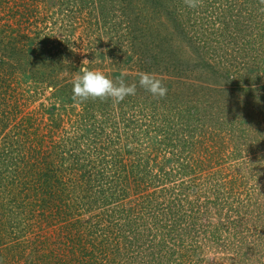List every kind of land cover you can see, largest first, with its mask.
I'll return each instance as SVG.
<instances>
[{
    "label": "rangeland",
    "instance_id": "rangeland-1",
    "mask_svg": "<svg viewBox=\"0 0 264 264\" xmlns=\"http://www.w3.org/2000/svg\"><path fill=\"white\" fill-rule=\"evenodd\" d=\"M0 2V264H77L93 247L103 258L89 262L102 264H264L260 0H200L196 8L184 0ZM85 59L116 83L136 84V94L119 103L73 99ZM141 72L161 79L167 95L140 87ZM111 139L126 163L122 183L142 186L135 163L169 174V182L160 173L139 190L133 218L117 213L132 209L133 195L103 185L118 174L99 176L95 186L90 177ZM193 154L201 155L199 196L198 178L177 174ZM37 166L51 170L42 175ZM166 187L174 204L176 192L200 199V207L178 202L187 215L201 210L195 240L189 217L171 235L162 223L172 218L150 217L143 195L159 198ZM54 193L66 204L52 205ZM113 213L121 226L103 231Z\"/></svg>",
    "mask_w": 264,
    "mask_h": 264
},
{
    "label": "trees",
    "instance_id": "trees-1",
    "mask_svg": "<svg viewBox=\"0 0 264 264\" xmlns=\"http://www.w3.org/2000/svg\"><path fill=\"white\" fill-rule=\"evenodd\" d=\"M2 6H3L2 3L0 2V12L3 9ZM5 21H7V19L4 20V22ZM6 25H7V23H6ZM5 36H6L5 34H2V37H5ZM10 38L11 39H10L9 43L11 45H13L17 42L14 37L11 36ZM0 40H2V39H0ZM13 48L15 49L16 47H13ZM92 117H94L93 114H92ZM136 129H137L136 126H134V128H132V129H130V128L128 129V131H129L128 134L131 138L136 136V133H137ZM113 143L116 144V142H113V140L111 139L108 143L104 144V148H103V150H101V153L98 152V156H100V158H101L100 164L98 162L96 164L95 163L91 164V166L88 168V169H90V171H89L90 177H91V180L94 179L93 184L95 186L96 182L99 183V181L103 180V179H98L99 176L104 177V176H106V174L107 175L114 174V173L118 174V176H112L113 179H109V177H106L103 181V185L115 184V187L111 191L118 190L119 186L122 187V191L120 194L122 196V198H127V197L129 198L130 196L133 195V197L127 199L132 204H134L133 207L131 206L132 209L130 207L131 210L120 209L119 211H117V213H121V210L130 211V216L132 214L131 218H133L134 216H136V214L133 210L136 209L135 208V205H136V203H135L136 198L135 197L139 198L138 194H137L140 192L139 190H141V192L143 190H145L148 182L152 183V181H154L155 179L156 180L162 179V178L158 179L160 173H161V176L163 177V179L169 182V180H168L169 174H166L165 172H163V173L158 172L156 170H154V174H152V170L147 168V166L145 164L135 163V165L140 167V169L141 168L144 169V171L142 173L143 175L138 177L139 184L142 186H139L140 188L138 189V186L137 187H130L129 185H126L125 181L122 183V181L124 179L123 178L120 179V177L122 174V170H124L126 168V163L123 162L122 160H119V159H121V153L119 150H117L114 147ZM4 144L7 146L8 141L4 140ZM139 156H141V154H139L138 157ZM185 157H188V156H185ZM193 157L190 156V159H188L189 161H191V163L185 168V170L182 171L181 173H177V174L180 175V174H183V172L187 171V173H191L193 175L192 179L194 181H196L198 178V180L196 182H198L199 187L194 192V195L199 196L201 193V155L198 156V155L193 154ZM73 167H76V166L74 165ZM38 169H41L40 174L44 175L43 170H51V167H49L47 169H43V168L38 167ZM120 169H122V170H120ZM57 172H58V169L52 168V173L56 174ZM53 176L56 177L55 175H53ZM145 176H149L150 179L147 181ZM51 177H52V175H49L47 178L51 181ZM62 177H64V175L61 176L60 179ZM34 182L37 183V181H34ZM52 182H54V181H52ZM74 182H75V180H74ZM168 187H170V189H172L171 185H169ZM168 187L162 189V193L160 194L159 198H155V197L152 198V196L150 195L151 193H153L152 191L143 195L144 200L149 199L146 205L150 209V213H149L150 217L152 218L153 222H155V219H156V221L160 222V223H161V219L163 217L164 218H167V217L172 218V221L168 223L169 224L168 226H166L165 224L162 223V225L165 226V228H167L166 231H167V234H169V235L172 234L173 230L178 229L179 224L181 225L183 223V221L189 217L192 221L189 230L192 231V233H193L192 234V240H195V238L198 235H201V228H200V224H201L200 220L201 219L198 218V216L201 214V210H199V209H193L192 210L191 209V211L189 212V215H187L186 209H183V207L181 205H179L178 202L185 198V200L187 202L186 206L191 205L194 207H200L201 206L200 199L197 198L195 200H190L188 197L190 194L189 191L186 193V195H182L183 193L176 192L174 199L176 197L179 199H178L177 203L174 204L172 202V200L169 199L170 197L173 196L174 193L173 192H167V191H169ZM183 188H184V185H183ZM134 194H137V196H134ZM47 195L50 196V194H47ZM56 196H58V195H56L54 193V195L52 197L55 201H52V199H51V201H52V205L57 206L60 200L63 201V198L59 199V197H56ZM122 198H119V201L122 200ZM69 199L71 201V197L67 198V200H69ZM42 201H43V199H42ZM103 201H106V200H103V199L96 200V197L95 198L93 197V199H92V202H97V205H99V206L104 204ZM141 201H142V199L139 200V204ZM63 202L66 204V201H63ZM119 204H121V203L119 202ZM176 205H178L180 208L176 207ZM49 207L52 208V206L50 204H49ZM139 207H140V205H139ZM59 211H61V210H59ZM142 211L143 210L140 209L139 215H143ZM113 215H114V213L111 216H109V218L107 220H104V222L106 224H103L104 226H102V228H101V229H103V231H108L111 228L118 229V227L121 226V225H119V223H117V221H115L118 218L117 217L113 218ZM195 216H197V217H195ZM131 218H130V220H131ZM134 235H135V237H134L135 241L139 240L140 244H145V240L143 239L144 233L141 232L139 234V232L136 231V234H134ZM92 246H96V244L94 243V244H92ZM98 251H99L98 248L93 247V249L89 250L88 253L83 254L82 255L83 257L81 259L76 261L77 264H89L93 261H96L99 264H102L101 260L99 258L89 262L91 259L96 258L98 256L100 258H103V256L101 257L100 254H98ZM104 254L106 255L105 251H104Z\"/></svg>",
    "mask_w": 264,
    "mask_h": 264
},
{
    "label": "clouds",
    "instance_id": "clouds-1",
    "mask_svg": "<svg viewBox=\"0 0 264 264\" xmlns=\"http://www.w3.org/2000/svg\"><path fill=\"white\" fill-rule=\"evenodd\" d=\"M189 8H196L200 0H184ZM264 4V0H260ZM88 60L82 61L83 66L79 68L80 75L73 80V99L80 102L89 99H112L114 102H122L127 96L136 94V84L127 85L123 80L119 83L108 78L100 70H90L87 67ZM139 85L153 97L164 98L167 95V88L163 81L153 73L141 72L139 74Z\"/></svg>",
    "mask_w": 264,
    "mask_h": 264
}]
</instances>
